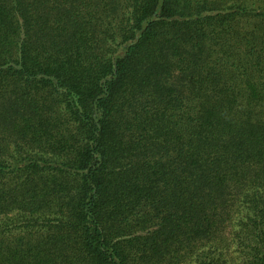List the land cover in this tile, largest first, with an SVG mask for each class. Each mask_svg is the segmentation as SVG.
Returning <instances> with one entry per match:
<instances>
[{
	"label": "trees",
	"instance_id": "obj_1",
	"mask_svg": "<svg viewBox=\"0 0 264 264\" xmlns=\"http://www.w3.org/2000/svg\"><path fill=\"white\" fill-rule=\"evenodd\" d=\"M264 264V0H0V264Z\"/></svg>",
	"mask_w": 264,
	"mask_h": 264
},
{
	"label": "rangeland",
	"instance_id": "obj_2",
	"mask_svg": "<svg viewBox=\"0 0 264 264\" xmlns=\"http://www.w3.org/2000/svg\"><path fill=\"white\" fill-rule=\"evenodd\" d=\"M231 264H235V262H230Z\"/></svg>",
	"mask_w": 264,
	"mask_h": 264
}]
</instances>
